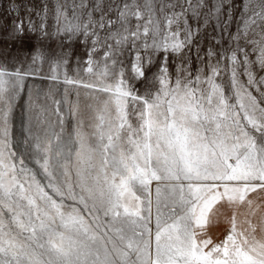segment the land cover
<instances>
[{
	"label": "snow or ice",
	"instance_id": "1",
	"mask_svg": "<svg viewBox=\"0 0 264 264\" xmlns=\"http://www.w3.org/2000/svg\"><path fill=\"white\" fill-rule=\"evenodd\" d=\"M0 264H264V0H0Z\"/></svg>",
	"mask_w": 264,
	"mask_h": 264
},
{
	"label": "rangeland",
	"instance_id": "2",
	"mask_svg": "<svg viewBox=\"0 0 264 264\" xmlns=\"http://www.w3.org/2000/svg\"><path fill=\"white\" fill-rule=\"evenodd\" d=\"M25 2H31V0H25ZM20 15L21 16L25 15V12L23 9H21ZM211 32H212V30H211V28H209L208 32L201 36V41H202L205 48H207L208 44L212 42ZM45 70H46V66H45ZM36 83L40 84L41 82L36 81ZM41 86L46 88L47 82H44L43 84H41ZM24 99L25 100L27 99L26 95H25ZM13 116H14L15 131L17 133H19L21 130V125L24 121V104H23V101H17V106L14 110Z\"/></svg>",
	"mask_w": 264,
	"mask_h": 264
},
{
	"label": "crops",
	"instance_id": "3",
	"mask_svg": "<svg viewBox=\"0 0 264 264\" xmlns=\"http://www.w3.org/2000/svg\"><path fill=\"white\" fill-rule=\"evenodd\" d=\"M214 234L215 235H218L220 238H222V235H223V226H221L220 228L216 229L214 231Z\"/></svg>",
	"mask_w": 264,
	"mask_h": 264
}]
</instances>
